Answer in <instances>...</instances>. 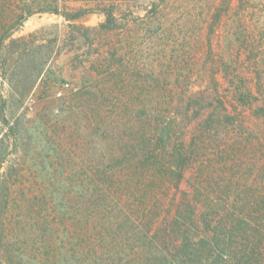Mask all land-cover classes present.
<instances>
[{
    "label": "rangeland",
    "instance_id": "374dc122",
    "mask_svg": "<svg viewBox=\"0 0 264 264\" xmlns=\"http://www.w3.org/2000/svg\"><path fill=\"white\" fill-rule=\"evenodd\" d=\"M19 1L10 2L14 10ZM112 1L116 22L106 29L101 12L76 21L37 12L19 24L3 23L0 0V106L6 103L0 119L17 133L0 123V150L11 154L2 173L17 179L19 169L34 186L51 185L54 197L68 185L77 196L88 169L110 148L102 134L124 122L138 129L159 102L156 113L177 120L188 144L202 140L178 186L162 199L158 225L170 224L194 185H206V175L219 195L232 180L252 185L233 197L264 192V68L260 80L254 62L264 40L248 38L261 17L260 0H250L255 17L240 0ZM193 99L188 120L185 107ZM227 114L232 118L222 124ZM62 258L56 264L74 263Z\"/></svg>",
    "mask_w": 264,
    "mask_h": 264
},
{
    "label": "trees",
    "instance_id": "16d2710c",
    "mask_svg": "<svg viewBox=\"0 0 264 264\" xmlns=\"http://www.w3.org/2000/svg\"><path fill=\"white\" fill-rule=\"evenodd\" d=\"M4 1L3 23L19 24L37 12L60 14L68 21L101 12L106 29L116 22L112 0H20L15 10L10 3L14 0ZM240 1V8L255 17L250 0ZM69 2L86 5L70 7ZM256 12L261 17L255 30L248 29L251 43L264 40V0ZM261 44L262 52L254 57L260 80ZM194 102L185 107L188 120ZM5 104L0 106L2 113ZM154 105L138 129L124 122L111 134H102V145L110 148L101 153L95 168L88 169L77 196L71 195L74 186L68 185L61 189L63 197H54L51 185L34 186L22 179L19 169L17 179L7 177L2 168L11 154L0 150V264H56L60 257L73 264H264V192L232 196L239 189L249 193L250 181L243 185L227 181L230 187L219 195L206 175V185H194L192 198L178 205L170 224L158 225L162 199L198 156L202 138L194 137L188 144L177 131V120H166L156 113L161 103ZM223 118L222 124L232 117ZM101 119L104 123L106 116ZM0 123L16 136L4 116ZM206 124L203 128L210 130L211 121ZM0 142L4 144L3 139ZM207 146L203 143L202 149ZM64 207L71 209L61 211Z\"/></svg>",
    "mask_w": 264,
    "mask_h": 264
}]
</instances>
